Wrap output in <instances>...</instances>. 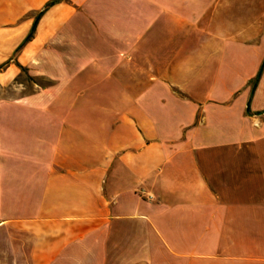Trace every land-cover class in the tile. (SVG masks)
I'll return each mask as SVG.
<instances>
[{
	"label": "crops",
	"instance_id": "0c3cea01",
	"mask_svg": "<svg viewBox=\"0 0 264 264\" xmlns=\"http://www.w3.org/2000/svg\"><path fill=\"white\" fill-rule=\"evenodd\" d=\"M256 8L0 0V264H264Z\"/></svg>",
	"mask_w": 264,
	"mask_h": 264
},
{
	"label": "rangeland",
	"instance_id": "374dc122",
	"mask_svg": "<svg viewBox=\"0 0 264 264\" xmlns=\"http://www.w3.org/2000/svg\"><path fill=\"white\" fill-rule=\"evenodd\" d=\"M257 3V8L254 11L255 16L261 17L264 14V0H253ZM263 13V14H262ZM44 82L41 78L30 77L23 72L16 79V82L8 87L0 88V98H10L22 93H29L37 89V86Z\"/></svg>",
	"mask_w": 264,
	"mask_h": 264
},
{
	"label": "trees",
	"instance_id": "16d2710c",
	"mask_svg": "<svg viewBox=\"0 0 264 264\" xmlns=\"http://www.w3.org/2000/svg\"><path fill=\"white\" fill-rule=\"evenodd\" d=\"M49 5V4H48ZM47 5V6H48ZM46 6V7H47ZM30 36H31V33L29 34V36L27 37V39L28 38H30ZM263 64H264V61H263V63H262V66L260 67V69H259V71H258V73H257V75L255 76V78L252 80V90L254 89V87H255V85H256V82H257V80H258V78H259V76H260V74H261V70H262V67H263ZM1 68V67H0ZM246 113H248V110H246Z\"/></svg>",
	"mask_w": 264,
	"mask_h": 264
}]
</instances>
